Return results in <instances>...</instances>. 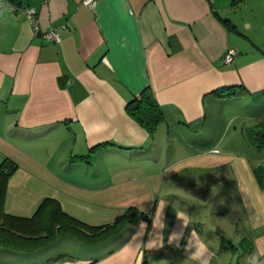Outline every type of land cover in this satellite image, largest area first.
Masks as SVG:
<instances>
[{
    "label": "crops",
    "instance_id": "1",
    "mask_svg": "<svg viewBox=\"0 0 264 264\" xmlns=\"http://www.w3.org/2000/svg\"><path fill=\"white\" fill-rule=\"evenodd\" d=\"M83 1L0 0V162L19 165L7 189L20 203L5 210L31 216L53 198L94 225L131 206L152 215L81 253L33 264H241L226 257L232 240L209 236L174 185L234 161L203 137L219 111L264 97V0ZM51 29L61 41L44 36ZM230 48L238 54L228 64ZM148 85L166 116L153 136L126 110ZM230 86L239 87L231 97L215 92ZM241 163L234 188L253 243L244 260L264 264V189Z\"/></svg>",
    "mask_w": 264,
    "mask_h": 264
},
{
    "label": "rangeland",
    "instance_id": "2",
    "mask_svg": "<svg viewBox=\"0 0 264 264\" xmlns=\"http://www.w3.org/2000/svg\"><path fill=\"white\" fill-rule=\"evenodd\" d=\"M243 100L244 103L239 105V110L238 106L237 109H234L233 107L236 105L233 104L226 110V113L224 111V115L222 111H219L217 118L209 124L207 136L203 137V139H210V142L217 140L216 142L220 144V151L224 155H232L234 161L230 165L217 169L203 182L186 184L176 182L174 185L178 203L187 207L191 213L196 214L197 216L194 215V217L197 220L205 223V226L208 227L207 234L209 236H215L219 232L232 240L236 249L225 253L226 257L229 260L234 257V261L238 260L241 264H245L246 259L244 260V258L249 254L241 243L244 237L247 238L248 233L242 213V205L234 188V183L238 181L241 174L238 169L239 174H237L234 165L236 164L237 168V166H243L241 162H248L249 168L243 173L245 179L248 178V173L250 176H256L254 168L258 165H264V151L258 150L248 136L243 133L245 128L264 121V97L256 100L250 98ZM222 109L224 110V107ZM237 112L242 113V115L232 117ZM172 184L166 181L165 187ZM15 203L13 194L10 195L7 189L4 209L10 208V206L14 207ZM30 213L33 214L34 212L31 211ZM245 245L248 248V244ZM84 248L89 247H86L73 236H61L56 242L31 255L13 252L11 249L2 250L0 252V264L41 263L61 253H81Z\"/></svg>",
    "mask_w": 264,
    "mask_h": 264
},
{
    "label": "trees",
    "instance_id": "3",
    "mask_svg": "<svg viewBox=\"0 0 264 264\" xmlns=\"http://www.w3.org/2000/svg\"><path fill=\"white\" fill-rule=\"evenodd\" d=\"M239 1L241 0H234L233 3ZM240 87L246 89L242 85ZM238 89L237 86H230L215 92L219 96L231 97L238 92ZM126 110L151 136L156 133L166 117L150 85L128 101ZM243 133L258 150L264 151V121L245 128ZM106 145L107 143L98 144L91 148L87 155L78 156V158L88 161L91 153ZM18 168V163L9 157H5L0 163V252L11 249L13 252L31 255L56 242L61 236H73L87 246H97L118 236L126 227L130 225L136 227L141 221L151 219L152 211L145 212L131 206L118 215L114 222L94 225L69 214L53 198H45L31 216L7 212L4 209V200L8 182ZM254 170L261 188L264 189V165H258ZM241 243L246 248V252H251L252 241L245 237ZM224 244V247L230 250L236 249L235 244L229 239L225 240ZM245 244H248V248Z\"/></svg>",
    "mask_w": 264,
    "mask_h": 264
},
{
    "label": "built area",
    "instance_id": "4",
    "mask_svg": "<svg viewBox=\"0 0 264 264\" xmlns=\"http://www.w3.org/2000/svg\"><path fill=\"white\" fill-rule=\"evenodd\" d=\"M95 1L96 0H84L83 3L85 5H92ZM10 7L12 10L19 8L18 5H14V4H11ZM25 11H26V16L29 19H31L35 24L36 23L37 9L29 7V8H26ZM35 30H36V32L39 31V27L37 26V24L35 26ZM44 36L48 39H53L56 41L62 40V37H61V35L57 29H51L50 31L46 32ZM237 54H238V49H236V48L228 49L224 55L225 63H228V64L232 63Z\"/></svg>",
    "mask_w": 264,
    "mask_h": 264
}]
</instances>
